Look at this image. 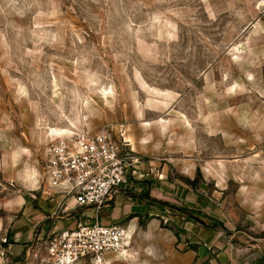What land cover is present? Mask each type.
I'll list each match as a JSON object with an SVG mask.
<instances>
[{"label": "rangeland", "instance_id": "rangeland-1", "mask_svg": "<svg viewBox=\"0 0 264 264\" xmlns=\"http://www.w3.org/2000/svg\"><path fill=\"white\" fill-rule=\"evenodd\" d=\"M99 132L264 236V0H0V231L45 187L48 145ZM8 244L0 264H39Z\"/></svg>", "mask_w": 264, "mask_h": 264}, {"label": "crops", "instance_id": "crops-1", "mask_svg": "<svg viewBox=\"0 0 264 264\" xmlns=\"http://www.w3.org/2000/svg\"><path fill=\"white\" fill-rule=\"evenodd\" d=\"M132 167L129 186L99 212L56 192L23 198L17 216L0 231L9 242L4 248L13 258L25 252L44 256L54 234L99 223L127 229L122 251L136 264H264V236L236 229L230 215L226 221L216 218L213 206L190 186L161 175L144 177ZM115 259L103 260L112 264Z\"/></svg>", "mask_w": 264, "mask_h": 264}, {"label": "built area", "instance_id": "built-area-1", "mask_svg": "<svg viewBox=\"0 0 264 264\" xmlns=\"http://www.w3.org/2000/svg\"><path fill=\"white\" fill-rule=\"evenodd\" d=\"M130 166L107 132L62 137L45 151L46 185L42 194L70 196L77 206L99 212L120 189L129 186L130 175H134L133 169L129 174ZM126 238L123 225H78L75 230L50 237L39 264H77L82 260L99 264L106 254L124 252Z\"/></svg>", "mask_w": 264, "mask_h": 264}, {"label": "bare ground", "instance_id": "bare-ground-1", "mask_svg": "<svg viewBox=\"0 0 264 264\" xmlns=\"http://www.w3.org/2000/svg\"><path fill=\"white\" fill-rule=\"evenodd\" d=\"M106 95V94H104ZM53 132L52 133H55L56 135H63L64 133H66L67 131L63 130V129H55V130H52Z\"/></svg>", "mask_w": 264, "mask_h": 264}, {"label": "snow or ice", "instance_id": "snow-or-ice-1", "mask_svg": "<svg viewBox=\"0 0 264 264\" xmlns=\"http://www.w3.org/2000/svg\"><path fill=\"white\" fill-rule=\"evenodd\" d=\"M27 179H28L29 181H31L33 185H35L36 180H35V177H34V176L29 175Z\"/></svg>", "mask_w": 264, "mask_h": 264}]
</instances>
